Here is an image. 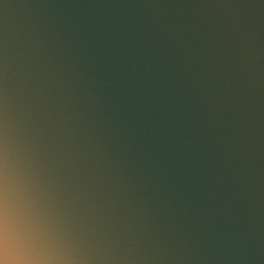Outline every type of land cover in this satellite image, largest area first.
<instances>
[{"label":"clouds","instance_id":"obj_1","mask_svg":"<svg viewBox=\"0 0 264 264\" xmlns=\"http://www.w3.org/2000/svg\"><path fill=\"white\" fill-rule=\"evenodd\" d=\"M0 264H264V0H0Z\"/></svg>","mask_w":264,"mask_h":264}]
</instances>
